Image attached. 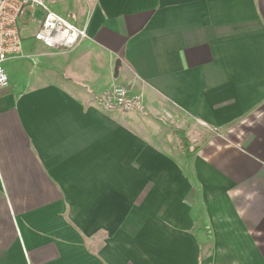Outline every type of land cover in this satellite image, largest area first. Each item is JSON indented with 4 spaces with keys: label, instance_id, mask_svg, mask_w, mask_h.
<instances>
[{
    "label": "crops",
    "instance_id": "0c3cea01",
    "mask_svg": "<svg viewBox=\"0 0 264 264\" xmlns=\"http://www.w3.org/2000/svg\"><path fill=\"white\" fill-rule=\"evenodd\" d=\"M50 8L89 38L5 64L0 264H264V0Z\"/></svg>",
    "mask_w": 264,
    "mask_h": 264
},
{
    "label": "built area",
    "instance_id": "2783aa9c",
    "mask_svg": "<svg viewBox=\"0 0 264 264\" xmlns=\"http://www.w3.org/2000/svg\"><path fill=\"white\" fill-rule=\"evenodd\" d=\"M27 12H31V22L40 24L35 41L47 49L69 53L89 38L87 27H77L54 12L47 0H0V93L9 87L6 62L23 54L20 24ZM100 103L109 112L147 113L143 99L132 95L126 87L115 86L105 91Z\"/></svg>",
    "mask_w": 264,
    "mask_h": 264
},
{
    "label": "rangeland",
    "instance_id": "374dc122",
    "mask_svg": "<svg viewBox=\"0 0 264 264\" xmlns=\"http://www.w3.org/2000/svg\"><path fill=\"white\" fill-rule=\"evenodd\" d=\"M47 3L50 6V0H47ZM30 17H31V12H27L23 19L25 21H28L30 19ZM37 28H38V26L36 25V23H31L29 26H26L24 24H20V31H21L22 38L26 42H30V38L35 36V33L38 30ZM7 73L9 74L8 71H7Z\"/></svg>",
    "mask_w": 264,
    "mask_h": 264
},
{
    "label": "trees",
    "instance_id": "16d2710c",
    "mask_svg": "<svg viewBox=\"0 0 264 264\" xmlns=\"http://www.w3.org/2000/svg\"><path fill=\"white\" fill-rule=\"evenodd\" d=\"M184 143H187V140L186 139H183Z\"/></svg>",
    "mask_w": 264,
    "mask_h": 264
}]
</instances>
